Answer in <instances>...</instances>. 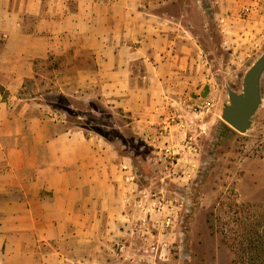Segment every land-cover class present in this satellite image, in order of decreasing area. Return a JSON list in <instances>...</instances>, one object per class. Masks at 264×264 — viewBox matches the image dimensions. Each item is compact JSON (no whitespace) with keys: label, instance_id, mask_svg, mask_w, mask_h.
<instances>
[{"label":"crops","instance_id":"crops-1","mask_svg":"<svg viewBox=\"0 0 264 264\" xmlns=\"http://www.w3.org/2000/svg\"><path fill=\"white\" fill-rule=\"evenodd\" d=\"M171 1L0 0V264H105L116 242L110 255L123 262L145 229L162 238L167 217L154 225L138 203L148 188L130 146L122 153L125 141L70 124L25 90L45 82V66L55 93L96 98L165 155L189 146L202 128L203 53ZM215 3L218 17L264 18V0Z\"/></svg>","mask_w":264,"mask_h":264},{"label":"rangeland","instance_id":"rangeland-1","mask_svg":"<svg viewBox=\"0 0 264 264\" xmlns=\"http://www.w3.org/2000/svg\"><path fill=\"white\" fill-rule=\"evenodd\" d=\"M215 1L172 0L168 6L203 53L201 92L194 105L202 128L189 133V146L183 149L172 148L165 155V149L160 152L145 142L146 137L124 128L128 118L114 114L96 98L84 102L55 93L45 66L41 70L45 82L38 77L25 90L28 95H43L44 102L64 114L70 124L111 141H125L127 149L122 146L121 152L127 153L129 146L135 152L139 184L148 188L138 203L152 206L148 218L154 225L165 217L170 220L161 239L155 226L152 232L145 229L146 240L142 245L134 243L132 258L125 257L123 262L110 255L122 244L107 245L105 264H234L231 239L237 214L249 208L260 215L264 207V75L262 104L251 129L239 134L222 119L228 91L242 92L246 73L264 54V18L249 8L237 16L218 17L221 9Z\"/></svg>","mask_w":264,"mask_h":264},{"label":"water","instance_id":"water-1","mask_svg":"<svg viewBox=\"0 0 264 264\" xmlns=\"http://www.w3.org/2000/svg\"><path fill=\"white\" fill-rule=\"evenodd\" d=\"M264 75V54L248 70L241 93L229 90V103L223 107L222 119L239 134L252 127L253 117L262 104L261 79Z\"/></svg>","mask_w":264,"mask_h":264},{"label":"trees","instance_id":"trees-1","mask_svg":"<svg viewBox=\"0 0 264 264\" xmlns=\"http://www.w3.org/2000/svg\"><path fill=\"white\" fill-rule=\"evenodd\" d=\"M261 214L241 209L232 229V247L236 254L234 264H264V207Z\"/></svg>","mask_w":264,"mask_h":264},{"label":"built area","instance_id":"built-area-1","mask_svg":"<svg viewBox=\"0 0 264 264\" xmlns=\"http://www.w3.org/2000/svg\"><path fill=\"white\" fill-rule=\"evenodd\" d=\"M172 169H173V173H176L175 168L172 167ZM165 225H166V227H165L166 229L169 228L170 220H169V221L167 220L166 223H165ZM122 248H123V247H121V249H122Z\"/></svg>","mask_w":264,"mask_h":264}]
</instances>
